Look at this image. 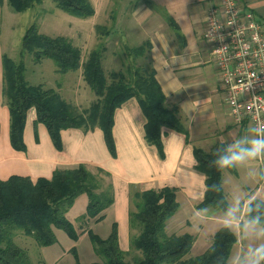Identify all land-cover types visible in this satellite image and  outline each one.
I'll return each mask as SVG.
<instances>
[{"label":"crops","instance_id":"obj_1","mask_svg":"<svg viewBox=\"0 0 264 264\" xmlns=\"http://www.w3.org/2000/svg\"><path fill=\"white\" fill-rule=\"evenodd\" d=\"M237 1L249 8L258 20H264V17L256 13L257 7L263 5L264 0ZM5 3L7 5V2ZM208 7L209 0L119 2L117 33L124 45L123 49L146 48L142 56L129 58L133 61L137 58L148 61L147 69L152 68L155 71V78L165 96L166 108L176 111L179 122L187 132L186 137L169 129H162L163 158L159 157L157 149L145 140L146 120L135 98L122 104L113 115L115 158L109 154L99 128L88 132L81 129L61 131V150L57 151L45 126L35 124L36 113L33 108L27 112L23 130L26 150L25 152L13 150L9 141V111L2 95L1 58L5 54L2 53L0 46V181L19 176L35 182L39 178L50 179L56 170L72 169L80 165L90 171L97 168L103 170L109 174V182L114 191V203L106 210L105 218L115 212L113 223L117 225L119 245L123 251L128 248L131 191L173 190L179 204L177 212L182 209L180 213L183 214V218L172 217L167 222L165 231L169 236L176 235L177 231H180L181 223L185 224L188 219L203 222V229L193 235L195 241L192 248L202 246L196 241L199 234L205 230L207 234L202 243L212 241L214 233L222 226L229 227L232 232L234 224L239 231L248 229L249 226L263 230L262 227L249 224L244 218L246 204L254 198L258 199V195L254 193L255 189L238 188L244 195L237 203V215L232 217L231 199L240 176L239 170L249 169L260 180L259 187H264V152L255 156L247 154L253 147L252 142L257 138L246 123L234 124L223 104L224 94L220 77L212 63L209 45L204 40ZM112 17V21L115 22L114 15ZM25 57L30 61L27 65L24 62ZM20 60L19 51L17 61H13ZM46 61L50 60H42L36 64L30 55H25L23 57L25 81L32 86L56 91L74 108L82 105L87 109L93 102L94 94L85 82H81L84 81L82 71H76L81 75L80 81L68 78L64 80L61 88L56 85L54 79L43 78L40 70H37L39 72L32 70L31 64L40 67ZM67 90L72 94L69 99L64 96ZM79 93L85 94L82 101L78 100ZM86 99L88 100L85 105L80 104ZM219 147L225 148L228 158L241 157L231 161L235 174L228 170L222 173L221 187L228 209L225 212L218 209L201 210L197 206L203 200L206 190L205 176L195 169L194 149L212 153ZM68 219L75 224V220L69 217ZM172 223H177L178 228H173ZM213 223L218 225L215 226ZM122 229L123 233L127 230L126 235L124 233L126 239L122 235ZM185 233L192 235L191 232H183ZM233 249L228 264L232 263ZM69 250L61 254L68 253ZM259 261L261 262V252Z\"/></svg>","mask_w":264,"mask_h":264},{"label":"trees","instance_id":"obj_2","mask_svg":"<svg viewBox=\"0 0 264 264\" xmlns=\"http://www.w3.org/2000/svg\"><path fill=\"white\" fill-rule=\"evenodd\" d=\"M3 0H0V4ZM63 13L78 18H91L95 11L88 0H50ZM14 13L41 5L43 0H6ZM98 35L103 27L96 26ZM108 37L109 33L106 34ZM105 45L100 41L85 61H82L78 47L63 36L50 37L39 32L37 23L25 30L20 44L21 60L13 61L6 55L1 58L3 71L2 95L9 111V141L13 150L25 152L23 130L27 112L34 109L35 124H42L57 151L61 150L60 133L68 129L84 132L99 128L111 157L115 158L112 135L113 115L117 108L131 98H135L145 117L144 137L163 158L162 129L183 134L187 132L177 118L174 109L165 106V96L150 68L124 66L123 71L104 73L101 61ZM146 48L127 49L130 57L142 56ZM30 55L33 62L42 60L53 62L56 73L82 71L84 82L95 96L87 109L78 111L65 102L51 89L32 86L25 81L23 57ZM128 59V58H127ZM195 169L205 176L206 190L198 209H228L226 197L221 187L224 170L235 174L232 164L223 165L228 158L225 148L205 153L194 149ZM109 174L97 168L88 170L80 165L72 169L56 170L50 179L39 178L35 182L29 178L12 176L0 181V264H31L25 250L18 247L13 239L15 231L32 239L38 247H51L57 243L56 230L62 231L76 243L82 234L88 233L97 261L93 264H228L237 237L229 227L222 226L214 233L210 246L196 257L185 259L191 251L195 237L185 233L167 235V222L179 208L175 192L170 189L160 191H131L128 214L130 231L129 248L140 257L128 262L119 245L117 225H112L108 238L101 239L89 231L91 224L105 218L106 210L114 203V191L109 182ZM107 180V181H106ZM85 195L87 205L84 213L71 223L67 214L77 198ZM245 220L254 226L264 228V200L254 198L245 207ZM77 225V226H76ZM74 264H80L76 249L69 251ZM264 264V248L261 251Z\"/></svg>","mask_w":264,"mask_h":264},{"label":"rangeland","instance_id":"obj_3","mask_svg":"<svg viewBox=\"0 0 264 264\" xmlns=\"http://www.w3.org/2000/svg\"><path fill=\"white\" fill-rule=\"evenodd\" d=\"M122 1L123 0H90V4L93 6L95 11L94 15L91 18L78 19L58 10L54 3L50 0H43L41 5L35 6L24 13L12 12L6 5V0H3L0 4L1 51L6 56L17 61L20 51V41L23 33L31 24L37 23L41 34L50 37L64 36L70 39L73 45L80 49L82 61H85L90 51L97 48L101 41L106 46V52L103 53L101 61V65L106 76H108L111 71H123L124 65L127 64H132L133 68L142 66L147 69L149 66L148 61H145L143 58H137L134 59V61L130 59L127 51L123 49V43H121V40L118 37L117 15L119 2ZM256 13L260 17H264V4H260L257 7ZM112 15H114L115 22L112 21ZM259 21L264 26V20L260 19ZM96 26L103 27V30L100 31L101 35L97 34L98 32H96L95 29ZM107 33H109V37H106ZM24 62L25 65L30 63L28 57H25ZM31 68L35 71L40 70L43 78L54 79L56 85L61 88L64 84V80H67L68 78L72 81L76 79V82L81 79L79 72L68 73V75L55 73L54 75V70H56V68L52 61H46L40 67H38V65L31 64ZM81 82L84 81L81 80ZM70 95L72 94H70L69 90L64 92V96L66 98L69 99ZM84 97V93H79L78 100L82 101ZM87 100L88 99L80 104L85 105ZM94 100L95 96L92 101ZM76 109L78 111H82L85 108L81 105ZM239 173L240 176L233 190V199H231V205L233 208V210L231 209L233 213L232 217L237 215V203L241 199L240 197L244 195V193H241L238 188L245 187L250 190L255 189L254 193L258 195V199L264 200V187H259L260 180L254 176V173L249 169L245 171L241 169L239 170ZM86 204L87 197L85 195L77 198L74 205L68 212V217L71 220H75L84 212ZM131 208L132 206L130 204V210ZM181 211L182 209H180V211L174 216L183 218V214L180 213ZM114 214H109L102 221L91 224L89 227L90 233L101 239L108 238L112 231V225L114 224ZM202 224L203 222H195L192 219H188L185 224L181 223V226L179 227L180 231H177L176 235H182L183 232H191L192 235H195L196 232L203 229ZM213 224H215V226L218 225V223ZM172 227L176 229L178 228V224L172 223ZM172 227L171 229H173ZM233 230L235 231L233 232L236 234L239 242L234 246L231 264H262V262L259 261V255L261 249L264 247V229L262 230L249 226L248 229L244 228L242 231H239L234 224ZM126 231L127 230H125L124 233ZM124 233L122 229V235H124ZM136 233L137 232L135 230L129 231L127 248V250L129 249V252L125 255V259L128 262H133L140 257V254L137 251L129 248L130 236L136 235ZM206 234V230L199 234L196 243L199 242L202 246H194L185 256V259L201 255L203 250L205 251L208 248L211 241L202 243L204 242ZM125 235L124 239H126ZM56 238L58 242L55 245L41 248L38 247L32 239L25 237L21 231H15L13 241L18 247L27 252L31 264H74L71 254H61L72 247L76 249L80 264H93L97 261L88 233L81 235L76 243L71 241L64 232L59 230H56ZM124 243V245H126V241Z\"/></svg>","mask_w":264,"mask_h":264},{"label":"built area","instance_id":"obj_4","mask_svg":"<svg viewBox=\"0 0 264 264\" xmlns=\"http://www.w3.org/2000/svg\"><path fill=\"white\" fill-rule=\"evenodd\" d=\"M204 40L234 124L264 138V27L237 0H209Z\"/></svg>","mask_w":264,"mask_h":264},{"label":"clouds","instance_id":"obj_5","mask_svg":"<svg viewBox=\"0 0 264 264\" xmlns=\"http://www.w3.org/2000/svg\"><path fill=\"white\" fill-rule=\"evenodd\" d=\"M253 147L248 150V155L255 156L261 152H264V139L261 140H255L252 142ZM241 157L239 156H233L230 158H225L224 160L221 161L223 165L230 164L232 160L234 159H240ZM255 251V250H254Z\"/></svg>","mask_w":264,"mask_h":264}]
</instances>
